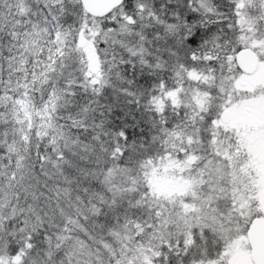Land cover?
<instances>
[{
  "label": "snow or ice",
  "instance_id": "obj_1",
  "mask_svg": "<svg viewBox=\"0 0 264 264\" xmlns=\"http://www.w3.org/2000/svg\"><path fill=\"white\" fill-rule=\"evenodd\" d=\"M0 264H264V0H0Z\"/></svg>",
  "mask_w": 264,
  "mask_h": 264
}]
</instances>
